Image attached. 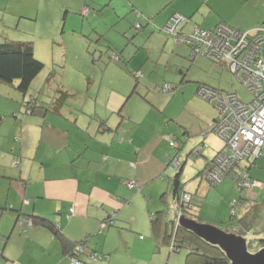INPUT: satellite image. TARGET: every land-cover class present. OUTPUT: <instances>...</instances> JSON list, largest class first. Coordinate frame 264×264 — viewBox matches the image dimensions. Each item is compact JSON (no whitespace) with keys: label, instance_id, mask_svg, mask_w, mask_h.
I'll use <instances>...</instances> for the list:
<instances>
[{"label":"crops","instance_id":"obj_1","mask_svg":"<svg viewBox=\"0 0 264 264\" xmlns=\"http://www.w3.org/2000/svg\"><path fill=\"white\" fill-rule=\"evenodd\" d=\"M44 1L23 0L18 3L35 5ZM187 1L191 5L180 4L177 0H165L160 5L157 4V11L170 3L175 6V10L169 7L162 13V18L158 16L160 19H138V23L143 27L147 24L149 27L133 41L128 38L127 19L112 20L106 33L98 32L92 22L87 23L82 19L79 35H86L85 32L89 31L94 36L96 33L95 37L99 36V39H107L108 48L113 53H118L121 58H111L115 63L109 61L98 80L94 76L96 69L88 76L81 70L83 76L76 82L79 83L78 87H71L69 83L65 84L66 86L61 85L65 91L74 93L68 98H63V94L59 92L60 88L56 89L57 94L54 95L46 91L39 92L40 97L45 100L43 105L46 114H42L43 117L42 106L38 112H33V108L39 107L35 98L32 96L29 100L34 102V106L27 101L32 94L29 91L24 93V97L21 95L23 98L18 95L16 98H11L12 95L7 97L0 91V189L8 187V201L13 205L10 210L17 214L13 234L0 240V246L4 244L0 255L5 264H49L48 259H55L56 264H73L71 256L65 250V243L70 245L83 239H87V243L84 252L77 255L78 259L86 264H117L119 243L116 236L118 233L131 231L126 227L146 234L150 230L153 238V241H147L142 235L138 237L140 253L134 255L133 260L138 262L139 258L148 264H161L165 259L161 255V243H168L170 253L181 251L174 249L173 244L182 218H191L220 227L229 224L230 210L232 220L233 210L235 209L237 215L238 206L243 207L240 216L242 217L254 205L260 203L256 201L258 194L255 192H264V181L261 180L264 175H258V172L253 170L254 167L251 168L250 175L260 183L252 189L244 190L245 197L241 196L243 190L237 187L230 176L224 177L216 184L211 183L205 176L209 164L224 147V141L209 131V122L203 121L197 139L193 138L191 132L185 128L181 130L176 125H171L172 129L169 130L170 124L161 110L159 94H146V85H149L151 90L163 92L162 86L167 82L161 81V75L164 73L178 80L174 62L184 61L185 54H188V49L182 48V44L186 45L184 42L177 43L174 36L166 32L169 37H173L176 45L169 43L163 28L159 29L157 26L165 25L175 13L193 15L192 13L198 10L207 9L208 17L203 19L198 14L197 20L201 24L195 22L193 29L196 26L211 29L221 22L238 29H251L261 23L260 20L253 23L235 22L223 8L227 0ZM0 2H6L9 7L16 1ZM138 7L140 8L139 4ZM141 9L146 11L145 7ZM134 10L137 12V9ZM153 13L155 12H147L149 15ZM186 18L183 32L188 23L196 20L190 16ZM123 36L125 39L118 44ZM83 45L85 49L86 46ZM158 45L163 46L157 49ZM186 46L191 51L190 47ZM79 67L82 69L83 65ZM143 83L145 86L141 88ZM171 83L174 89L178 87L177 84ZM197 84L225 88L221 80L214 82L208 78ZM17 99L29 102V112L33 115L36 112V115H28L22 122L4 116L21 108ZM193 99L200 115L203 114L207 121H214L217 116L215 107L198 96H193ZM70 100L75 102L74 106L70 105ZM176 133H182L183 136L178 137ZM170 139L176 141V148L170 145ZM199 146L202 147V152L195 156L192 152ZM185 151L199 158L189 165L187 172L191 174L187 175H201L198 179H188L186 185L191 186L189 190L182 183V175H186L188 161L187 158L183 161ZM166 157L170 158L166 165L175 170L173 175H180L181 185L186 187L185 190L193 203V208L185 216L182 215L181 203L177 202L175 196V177L170 180V184L164 179H157L164 173ZM174 157H178L181 162L179 168L173 166ZM258 161L264 165V148L256 164ZM129 182H133L135 188H130ZM162 191L163 195L159 196L158 193ZM132 192L135 193L132 195ZM170 193H173L177 214L176 218H170L172 221L168 219L169 215L163 204L168 201ZM234 199H237L235 207L232 205ZM17 204H20V207H16ZM170 205H173L172 201ZM162 210L165 211L163 226L167 227L166 234L170 235L168 242L155 238L153 232V216ZM110 216L114 220L113 224L101 231L102 222ZM26 217L46 218L53 227L37 222L35 225L24 226ZM18 222L21 228L17 225ZM114 224L118 226L111 228ZM55 231L59 233L56 235ZM96 234H103L101 245L97 243ZM124 241L125 245H129L127 238H124ZM127 248L129 254L133 247ZM19 250L23 252L24 259L17 258L16 253ZM33 250L40 251L42 255L32 254ZM97 253L100 257L94 258ZM102 255H106L107 259H103Z\"/></svg>","mask_w":264,"mask_h":264},{"label":"rangeland","instance_id":"obj_2","mask_svg":"<svg viewBox=\"0 0 264 264\" xmlns=\"http://www.w3.org/2000/svg\"><path fill=\"white\" fill-rule=\"evenodd\" d=\"M15 1L16 2L10 4L9 7H7L8 5L6 4V2H0V43L5 42L6 40L33 42L35 57L44 63V68L33 80L31 88L29 89V93H32L34 95H29L27 101H29L32 96L35 98L36 104L39 107L33 108V112L34 110L38 112L39 108L42 106L43 110L41 116L42 114L45 115L46 111L44 108L45 105H43V102H45V100L40 97L41 95L38 94L39 92L46 91L51 93V95H54L57 94L56 89L61 88V85L66 86L65 84L67 83H69L71 87H74L75 85L78 87L79 83L76 82L78 81V78H81L83 76L82 73L85 72L88 76V74H92L93 70L95 69L96 74L94 76L96 80H98L102 75V71L105 69V65L109 61H113L111 58L114 53L108 48L109 45L107 43V39H99V36L95 37V32L94 36L93 34H91V32L89 33V31L85 32L86 35H84V33H81V35H79L82 30V19H85L87 23L92 22L95 27L98 28V32L104 33L108 31L107 26L110 22H112V20L127 19L128 22L126 21V24L129 27L128 38L133 41L140 35V33H142V31L148 29L149 27V25L147 24L144 25L145 27L143 28H137L136 24L139 21L138 19H156L158 16L162 18V13L165 12L169 7L171 8V10H175V6L170 3L169 5H167V7H163L159 11H157L156 5H160L161 2H165V0H45L44 2H37V4L35 5L18 3L23 0ZM173 1L175 2L176 0ZM177 1H179L178 3L180 4H190L187 0ZM138 4L140 8L138 7ZM193 4L194 2H192V5ZM142 7H145L146 11L142 10ZM223 8H225L226 11L230 13L229 15L232 16L235 22L242 21L244 23H253L257 20H260L261 23L256 24V27H259L257 25H264V19H260L264 18V0H227L225 2V5H223ZM134 9H137V12H139V14H137ZM206 11L208 10H198L192 13L193 15L184 13L185 16H190L192 17V19H196L186 25L185 32L192 30L195 22L197 24H201L197 20L199 17L198 14L203 17V19L207 18L208 12ZM147 12L155 13L149 15L147 14ZM159 17L157 19H160ZM146 21H144V24L146 23ZM122 25L123 21L121 20L120 26ZM157 26L159 29H162L164 24H158ZM83 35L85 37H83ZM166 36L169 37L168 34H166ZM168 37L167 41L169 43H172L173 45H176L173 37ZM124 39V36L121 37L118 41V44H121ZM83 44H85L86 46L85 49ZM182 45V48L188 49V54H185L186 59L184 61L178 63L174 62V64H176L175 68H177L176 71H178L175 72L178 76V80H174L173 78L169 77L170 75L167 76L166 73L161 75L162 82L165 80L167 82H173L177 84L178 87H176V89L169 93H163L160 91L151 90L149 89V85H146V94H149L151 92L159 94V103L161 105V110L165 113L164 116L170 124L169 130L172 129L171 125H176L180 127L181 130L185 128L186 130L191 132V134L194 136V139H197L200 136L199 129L200 127H202L203 121L210 123L209 131H211V127L213 124V119L210 121L204 119L203 114L200 115L195 106L193 96H197V86H199L197 83L199 81L203 82L205 78H208L209 80L211 79L214 82L221 80L225 87L222 88L223 90L236 91L244 101H250L252 99V96L245 89L242 83L235 77V75L226 67L225 64L213 62L202 55H197L195 58H193L191 57L192 55L191 51H189V48L184 44ZM162 46L160 47L158 45L157 49L162 48ZM82 59H84L85 61H83ZM113 63L115 62L113 61ZM164 64L167 65L166 63ZM79 66H81L82 69H80ZM85 70H87V72ZM182 80L183 82L180 83V81ZM0 86V91H2V94H5L7 97H10L11 95V98L13 96L16 98L17 95L20 97L22 95L24 97V93L17 88L18 81H15L13 84L0 82ZM143 86H145V83L142 84L141 88ZM20 99H17V101L19 102V105H21V108H19L16 112L13 111V114L7 113L4 116H6L7 118H16L19 119V122H22L26 116L33 115L32 112L28 111L27 101L25 103ZM37 99L40 102L38 101L37 103ZM78 99H80V97H78ZM69 103L70 105L74 106L75 102H72L70 100ZM213 106L210 107L213 108ZM175 132L176 131H174V133ZM176 134L178 135V133ZM179 136H183L182 133L179 134L178 137ZM218 137L222 139L220 136ZM186 146L189 147L188 144ZM190 150L188 151V153L190 152ZM185 152L186 153H184L183 161L185 158H187L188 161L186 163V175H182V183L183 186H187L189 190L191 186L186 185L188 179H198L201 178V175H187L191 174L187 172V169H189V165L193 164L199 158L188 154L187 151ZM168 162H170V158L168 159L166 157L163 171L164 173L163 175L158 176L157 179H164L170 184V180H174L175 175L173 174H175V170L171 166L166 165V163ZM253 170L258 172V175H264V165H261L259 161L254 165ZM205 176L207 177V175ZM261 180L264 181V179ZM134 193L135 192H132V195ZM162 193L163 191L161 193H158L159 196L163 195ZM255 193L258 194V196H256V201H264V192L259 193L258 191ZM245 194L246 191L243 190L241 196L245 197ZM167 200L168 201L166 203H162L167 209V213L169 215L168 219L172 221V219L177 217V214L175 212V203L173 201V193L169 194ZM171 201L173 205H170ZM6 204H8L7 207ZM12 206L13 205L11 201H8V187L7 189H0V240L2 237L8 238L13 234L15 228V216L17 214L16 212L10 210ZM16 207H20V204H17ZM242 209L243 207L241 205L238 206L237 215L233 217L234 220L230 219L232 215V212L230 210L228 214L229 224L221 225L223 227L220 226L219 228L229 233H235L234 230H236V226L238 225L237 220L238 217H240L242 214ZM230 224H232L233 226H230ZM17 225L20 227V222H18ZM117 226V224H114V226H112L111 228ZM126 228L130 229L131 231L127 230L118 233L116 236L118 240L117 242L119 243L117 251L119 254V260L117 261V264H148L147 261L143 262L139 258L137 259L138 262L134 261L133 257L134 255L140 253V244L137 240L139 236L142 235L143 238H147V241L153 239L152 234H150V230L149 233L146 234L145 232L136 229H131L129 227ZM17 229L18 228H16V231ZM95 237L97 238V243L101 245L103 234H96ZM124 238H127V240L129 241V245H125ZM246 239L249 242L252 240L251 243H253V240H255V242L258 244L257 241L259 237L255 235H247ZM91 242L93 243V240H91ZM160 245L162 248L161 255L165 257L163 263L161 264H185L187 254L189 252V248L187 247V245L184 246L180 252L173 253L169 252L170 249L168 243H161ZM115 247L117 248L116 245ZM127 247H133L129 254H127ZM3 248L4 244L2 243L0 246V251ZM258 249H256V247L249 248V250L253 252L257 251ZM22 253L19 250V252L16 253L17 258L24 259V255ZM34 253L42 255L40 251L33 250L32 254ZM48 261L49 264H56L55 259H48ZM48 261L46 260V262ZM0 264H5V260L3 259L2 255H0Z\"/></svg>","mask_w":264,"mask_h":264},{"label":"built area","instance_id":"obj_3","mask_svg":"<svg viewBox=\"0 0 264 264\" xmlns=\"http://www.w3.org/2000/svg\"><path fill=\"white\" fill-rule=\"evenodd\" d=\"M186 20L183 14L175 13L163 30L173 35L177 43L188 45L193 57L202 55L225 64L252 96L250 101H244L236 91L199 84L197 96L217 110L211 131L224 140V147L209 164L207 179L216 184L230 176L240 190L252 189L260 182L250 177L247 168L264 148V26L243 30L221 22L211 29L196 26L190 32H183ZM112 58L120 59L115 53ZM173 89L171 82H165L162 86L163 92ZM169 143L176 148L175 140L170 139ZM201 151L202 147H196L193 154L197 156ZM172 163L175 168L181 165L178 157H174ZM128 186L135 188L133 182H129ZM181 199L189 201L190 195L183 193ZM236 203L237 199H234L232 205L235 207ZM113 222L112 216L104 220L101 231ZM23 224L29 226L33 221L26 217ZM74 250L76 255H80L85 246L78 243ZM76 255H71L72 263L85 264ZM93 257L98 255L94 254Z\"/></svg>","mask_w":264,"mask_h":264},{"label":"trees","instance_id":"obj_4","mask_svg":"<svg viewBox=\"0 0 264 264\" xmlns=\"http://www.w3.org/2000/svg\"><path fill=\"white\" fill-rule=\"evenodd\" d=\"M137 25H140L137 27ZM137 28H143L141 23L136 24ZM120 57L118 53H115ZM120 60V59H119ZM44 63L37 59L34 54V44L31 41H14L6 40L3 43H0V81L3 83L13 84L15 81H18V89L27 93L31 88V84L36 76L43 70ZM59 92L63 94V98H68L70 95H74L71 91H65L60 88ZM32 106L34 102L29 101ZM27 103V108L30 110V103ZM260 157V156H259ZM258 157V158H259ZM257 158V159H258ZM257 159L247 168L248 174L250 175L251 168L256 164ZM169 163V162H168ZM181 166V165H180ZM250 177L253 180L258 181ZM180 175L175 176L174 190L177 202L181 203V212L185 216L193 208V203L190 197L189 201H183L182 194L188 193L185 188L181 185L179 180ZM242 191V189H241ZM165 211H159L156 215L153 216V232L155 238L159 239L162 242H168L169 233L166 234L167 227L164 228L165 223ZM236 214L233 213V217ZM33 221V225L37 223L44 224L48 227H53L51 222L43 217H29ZM234 220V218H232ZM238 225L235 234L241 235L246 238L247 235H255L259 237L258 244L255 240H252L248 243L249 248L256 247V249L264 246V201L254 205L249 211H247L242 217H238ZM166 226L168 223L166 222ZM230 226H233L230 224ZM163 229L165 231H163ZM54 231V230H53ZM164 232V233H163ZM59 232L55 231L57 235ZM78 243H83L86 246L87 239H83L79 242L72 243L68 245L65 243L66 252L71 255H76L75 246ZM189 248V252L186 257L185 264H231L230 259L228 258L226 252L218 245L213 244L200 236H198L193 231L180 226L177 230L176 239L174 240L173 248L182 249L184 246ZM259 246V247H258ZM98 258L100 257L97 253ZM77 256V255H76ZM103 259H107L106 255L101 256ZM81 260V259H80ZM85 263L84 261H82ZM86 264V263H85Z\"/></svg>","mask_w":264,"mask_h":264},{"label":"water","instance_id":"obj_5","mask_svg":"<svg viewBox=\"0 0 264 264\" xmlns=\"http://www.w3.org/2000/svg\"><path fill=\"white\" fill-rule=\"evenodd\" d=\"M180 223L201 238L220 246L226 252L231 264H264V247L254 252L249 250L246 238L241 235L226 232L211 223H203L191 218H182Z\"/></svg>","mask_w":264,"mask_h":264},{"label":"bare ground","instance_id":"obj_6","mask_svg":"<svg viewBox=\"0 0 264 264\" xmlns=\"http://www.w3.org/2000/svg\"><path fill=\"white\" fill-rule=\"evenodd\" d=\"M29 218V217H28Z\"/></svg>","mask_w":264,"mask_h":264},{"label":"clouds","instance_id":"obj_7","mask_svg":"<svg viewBox=\"0 0 264 264\" xmlns=\"http://www.w3.org/2000/svg\"><path fill=\"white\" fill-rule=\"evenodd\" d=\"M264 247V246H263Z\"/></svg>","mask_w":264,"mask_h":264}]
</instances>
